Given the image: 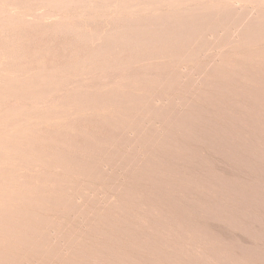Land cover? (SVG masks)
Wrapping results in <instances>:
<instances>
[{"label": "rangeland", "instance_id": "obj_1", "mask_svg": "<svg viewBox=\"0 0 264 264\" xmlns=\"http://www.w3.org/2000/svg\"><path fill=\"white\" fill-rule=\"evenodd\" d=\"M0 264H264V0H0Z\"/></svg>", "mask_w": 264, "mask_h": 264}]
</instances>
